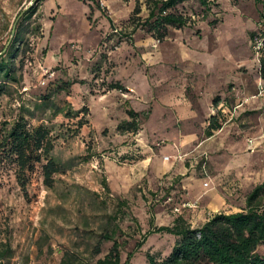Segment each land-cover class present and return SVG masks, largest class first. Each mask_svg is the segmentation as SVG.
I'll return each mask as SVG.
<instances>
[{
	"label": "rangeland",
	"instance_id": "obj_1",
	"mask_svg": "<svg viewBox=\"0 0 264 264\" xmlns=\"http://www.w3.org/2000/svg\"><path fill=\"white\" fill-rule=\"evenodd\" d=\"M208 3L168 11L190 22L159 41L146 0H0V53L16 80L0 125L46 126L53 156L73 160L53 189L36 165L23 191L0 159L4 264H97L113 246L106 233L121 264H149L176 243L155 230L246 209L264 184V0ZM130 110L135 134L120 128Z\"/></svg>",
	"mask_w": 264,
	"mask_h": 264
},
{
	"label": "trees",
	"instance_id": "obj_2",
	"mask_svg": "<svg viewBox=\"0 0 264 264\" xmlns=\"http://www.w3.org/2000/svg\"><path fill=\"white\" fill-rule=\"evenodd\" d=\"M183 1L156 0L151 8L153 0H146L150 14L145 24L159 41L164 38L168 28L188 26V18L168 13ZM197 1L205 6L209 4L208 0ZM139 11L136 8L134 16ZM260 40L263 42L261 53L264 54V31ZM8 51L0 53V77L3 78V82H0V100L7 93L9 83L16 81ZM261 76L264 79V57L261 59ZM114 90L123 91L124 88L114 84L109 87V91ZM128 116L131 121L124 122L120 128L135 134L139 129L138 114L130 110ZM210 121L214 122L215 119L211 118ZM54 148V139L46 126L30 129L22 118L0 125V159L14 167L17 183L23 191L27 185V174L33 173L38 164H43V183L48 189L54 187V176L72 168L73 160H57L53 156ZM154 233L174 236L176 243L166 258L149 256V264H264V184L248 195L246 209L242 212L220 213L198 229H193L183 218L178 217L171 227H161ZM102 241L112 242L113 246L97 264H121L120 245L115 241L114 234L106 233ZM7 246L0 243V264L9 258L10 248ZM129 260L130 257L124 264H129ZM59 264H70L69 256L65 255Z\"/></svg>",
	"mask_w": 264,
	"mask_h": 264
},
{
	"label": "built area",
	"instance_id": "obj_3",
	"mask_svg": "<svg viewBox=\"0 0 264 264\" xmlns=\"http://www.w3.org/2000/svg\"><path fill=\"white\" fill-rule=\"evenodd\" d=\"M263 49V42L262 40H258V42L256 43V47H255V50L257 51V53H261V50ZM261 90H264V89H261Z\"/></svg>",
	"mask_w": 264,
	"mask_h": 264
},
{
	"label": "crops",
	"instance_id": "obj_4",
	"mask_svg": "<svg viewBox=\"0 0 264 264\" xmlns=\"http://www.w3.org/2000/svg\"><path fill=\"white\" fill-rule=\"evenodd\" d=\"M162 166H163L162 171H167L169 169V166H167L166 164H162Z\"/></svg>",
	"mask_w": 264,
	"mask_h": 264
},
{
	"label": "water",
	"instance_id": "obj_5",
	"mask_svg": "<svg viewBox=\"0 0 264 264\" xmlns=\"http://www.w3.org/2000/svg\"><path fill=\"white\" fill-rule=\"evenodd\" d=\"M13 33H14V31H13Z\"/></svg>",
	"mask_w": 264,
	"mask_h": 264
}]
</instances>
